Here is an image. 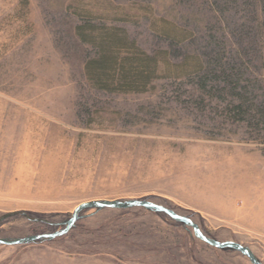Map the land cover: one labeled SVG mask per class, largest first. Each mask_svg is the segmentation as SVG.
Here are the masks:
<instances>
[{"label":"rangeland","instance_id":"rangeland-1","mask_svg":"<svg viewBox=\"0 0 264 264\" xmlns=\"http://www.w3.org/2000/svg\"><path fill=\"white\" fill-rule=\"evenodd\" d=\"M83 26L149 60L146 84L98 87ZM263 187L264 0H0V239L144 199L264 264ZM0 264L250 263L133 208L0 246Z\"/></svg>","mask_w":264,"mask_h":264},{"label":"water","instance_id":"water-1","mask_svg":"<svg viewBox=\"0 0 264 264\" xmlns=\"http://www.w3.org/2000/svg\"><path fill=\"white\" fill-rule=\"evenodd\" d=\"M133 208L144 209L148 212H152L158 215H164L168 217L173 222L183 225L186 228H190L192 233L196 239L201 241L202 243L208 245L209 247L215 248L217 250H230L236 252L246 258L250 264H262L253 253L246 247H243L234 242H217L212 239L206 237L198 228L196 224H194L189 218L179 216L173 211L157 205L149 200H123V201H92L80 204L77 206L72 212L68 221H66L62 227L63 229L59 232L45 234V235H37L30 236L21 239H0V246H18V245H29V244H37L45 241H52L56 238L63 237L66 235L74 225L79 221L80 216L83 212L87 211H101L105 209L112 210H129Z\"/></svg>","mask_w":264,"mask_h":264},{"label":"trees","instance_id":"trees-1","mask_svg":"<svg viewBox=\"0 0 264 264\" xmlns=\"http://www.w3.org/2000/svg\"><path fill=\"white\" fill-rule=\"evenodd\" d=\"M84 30V26L77 28L82 43L88 41L99 50V57L95 61L90 62V64L85 65L87 72L89 70L93 75L94 83H96L98 87L108 82L109 87L116 84H125L126 86H143L146 84V80L150 76V69H148V66L151 63L149 60L117 59L116 56L123 50H126V45H123L122 42L115 37L116 35H111V37L108 38L109 41H107L108 39L100 38L97 43L93 39H86V37L83 36Z\"/></svg>","mask_w":264,"mask_h":264},{"label":"bare ground","instance_id":"bare-ground-1","mask_svg":"<svg viewBox=\"0 0 264 264\" xmlns=\"http://www.w3.org/2000/svg\"><path fill=\"white\" fill-rule=\"evenodd\" d=\"M264 188V187H263Z\"/></svg>","mask_w":264,"mask_h":264}]
</instances>
